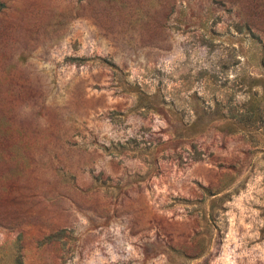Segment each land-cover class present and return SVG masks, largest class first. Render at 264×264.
<instances>
[{
	"label": "rangeland",
	"instance_id": "1",
	"mask_svg": "<svg viewBox=\"0 0 264 264\" xmlns=\"http://www.w3.org/2000/svg\"><path fill=\"white\" fill-rule=\"evenodd\" d=\"M0 1L2 253L264 264V0Z\"/></svg>",
	"mask_w": 264,
	"mask_h": 264
},
{
	"label": "trees",
	"instance_id": "2",
	"mask_svg": "<svg viewBox=\"0 0 264 264\" xmlns=\"http://www.w3.org/2000/svg\"><path fill=\"white\" fill-rule=\"evenodd\" d=\"M3 6L2 2L0 1V8ZM237 26V28L240 29V27L238 24H235ZM258 43L261 45V40L258 38ZM260 54L257 59L258 62L261 63L263 62V55H264V44L262 46V49H260ZM73 59L75 60H83L84 58H79V57H74ZM96 59L98 60V62L100 64H103L105 66H107L112 73H119L121 70L120 68H118L113 62H111L110 60H108L105 57H101V56H97ZM142 92H138L137 93V100L138 103L140 104V101L143 100V94H141ZM145 99H147L146 96H144ZM151 100V101H149ZM158 101V98L156 96V94H153L150 99H148V103H156ZM174 130H176V134L177 135H183L186 136L185 134H193L195 132H197V121L195 119L191 120L190 122H188L187 124L182 123L178 117L176 118V123L173 125ZM59 233L60 232H55L54 234H49L46 235L44 237V240L46 242H50V241H54L59 239ZM11 246L13 249L12 254L8 257L7 255H5L6 253H2V251H4L3 245H0V262H7L8 264H22L21 261V253H20V249H21V245L19 244V236L15 237L14 240L11 242ZM6 260V261H5ZM3 264V263H2Z\"/></svg>",
	"mask_w": 264,
	"mask_h": 264
}]
</instances>
